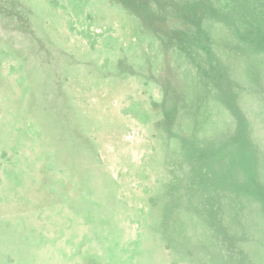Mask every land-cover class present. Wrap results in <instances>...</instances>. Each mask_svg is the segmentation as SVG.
Listing matches in <instances>:
<instances>
[{
    "label": "rangeland",
    "instance_id": "374dc122",
    "mask_svg": "<svg viewBox=\"0 0 264 264\" xmlns=\"http://www.w3.org/2000/svg\"><path fill=\"white\" fill-rule=\"evenodd\" d=\"M0 264H264V0H0Z\"/></svg>",
    "mask_w": 264,
    "mask_h": 264
}]
</instances>
